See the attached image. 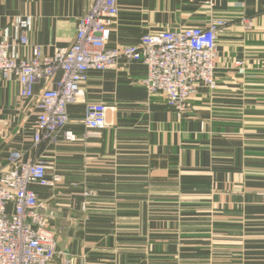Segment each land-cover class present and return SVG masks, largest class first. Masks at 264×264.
<instances>
[{
	"label": "crops",
	"instance_id": "obj_1",
	"mask_svg": "<svg viewBox=\"0 0 264 264\" xmlns=\"http://www.w3.org/2000/svg\"><path fill=\"white\" fill-rule=\"evenodd\" d=\"M117 1L109 47L223 19L217 87L201 86L179 116L142 84L147 67L123 59L82 85L87 101L111 107L107 127L88 133L86 102L71 103L64 130L77 140L63 130L36 143L35 98L0 77V175L16 150L62 177L32 185L57 243L51 264H264V0ZM92 3L0 0V39L26 33L52 56L70 47Z\"/></svg>",
	"mask_w": 264,
	"mask_h": 264
},
{
	"label": "built area",
	"instance_id": "obj_2",
	"mask_svg": "<svg viewBox=\"0 0 264 264\" xmlns=\"http://www.w3.org/2000/svg\"><path fill=\"white\" fill-rule=\"evenodd\" d=\"M118 13L117 0H93L91 9L79 21L73 43L52 56L43 54L40 45L31 44L26 33L14 41L7 36L0 39V77L18 79L21 97L35 98L36 143L56 142L58 133L69 122L71 103L86 102L84 122L88 133L107 127L111 107L87 101L82 85L90 70L114 68L123 59L140 61L147 67L142 84L150 94H164L179 116L188 112L189 101L201 86L211 90L217 87L218 37L226 28L223 19H215L205 27L148 33L136 45L109 47ZM18 46L31 47V55L15 52ZM41 81H45V87L35 97L34 87ZM63 133L68 141L77 140L74 132ZM8 164L9 170L0 175V264H51L57 255V243L48 229L45 205L32 185L55 187L62 177L55 174L50 178L42 159L25 160L21 151H12ZM64 264H71V260L65 258Z\"/></svg>",
	"mask_w": 264,
	"mask_h": 264
}]
</instances>
